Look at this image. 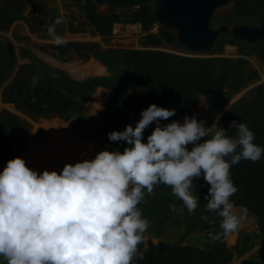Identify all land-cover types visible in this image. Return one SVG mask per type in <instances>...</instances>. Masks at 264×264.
Instances as JSON below:
<instances>
[{"label":"trees","instance_id":"obj_1","mask_svg":"<svg viewBox=\"0 0 264 264\" xmlns=\"http://www.w3.org/2000/svg\"><path fill=\"white\" fill-rule=\"evenodd\" d=\"M68 1L61 0L65 10L70 9ZM154 1L72 0L80 21L73 26V19H70L69 31H89L92 37H100L106 45L113 38L115 23H139L142 26L139 49H102L99 42H63L49 47L51 56L61 62L72 56L83 61L93 58L106 69V76L77 80L26 50L20 51L19 57L27 58L29 62L19 65L12 43L0 35V101L14 105L31 121L57 116L73 129H78L79 138L85 133L97 140L98 151L106 147L123 151L126 142L109 140L108 132L123 130L129 123L135 126L141 111L151 103L176 109L175 114L162 123L172 120L182 123L185 114L202 120L195 110L197 98L201 97L208 113L206 126L211 125L234 95L259 80L258 70L251 66L248 58L254 57L264 67V43L249 44L232 40L230 35H221L210 52L183 50L176 44L172 32L159 27L156 33H149L155 22L151 11ZM28 2L0 0L1 33H6L16 21L25 22L31 32H36L46 23L48 14L51 15L50 22L58 18L54 11L44 6L45 13L24 15ZM103 5L113 6L114 13L100 14L98 10ZM127 8L129 12H126ZM263 21L264 0H236L230 11L211 19V26L220 22L256 26ZM62 26L63 22L56 25V29ZM226 45L234 46L240 57L217 56L224 54ZM164 48L180 50L183 54L167 52L162 50ZM44 50L49 53L48 49ZM33 76L39 77L35 86ZM97 88L107 90V95L92 133L87 116L88 102ZM232 120L248 122L256 133L255 141L264 145V82L253 87L250 96H241L233 102L216 123L230 129L231 135L235 131L231 127ZM50 123L66 126L58 120ZM154 127L155 122H152L144 130L145 141ZM30 129L27 120L6 109L0 110V163L21 155L28 144ZM231 173L239 187L231 199L236 207L244 208L253 216L254 232H240L233 246L226 245L224 238L227 234L220 228L222 218L206 207L205 195L210 185L203 176L194 180V194L199 197L200 206L191 212L182 206L170 186L160 184L154 194L147 195L146 201L139 205L150 220L145 232L149 238L145 249L142 242L139 244L144 255L136 257L134 264H231L249 251L253 242L264 243V156L256 161L240 160L231 166ZM173 203L177 208L170 207ZM167 227L182 228L178 240L154 244L152 238H162ZM210 232L219 234L214 241H210ZM187 237H191V243H184ZM261 253L264 255V251ZM3 264L7 262L3 261Z\"/></svg>","mask_w":264,"mask_h":264},{"label":"clouds","instance_id":"obj_2","mask_svg":"<svg viewBox=\"0 0 264 264\" xmlns=\"http://www.w3.org/2000/svg\"><path fill=\"white\" fill-rule=\"evenodd\" d=\"M61 22L58 17L47 28L57 44L64 41L56 31ZM32 81L35 86L39 77ZM175 112L151 103L135 126L108 132L109 140L126 142L123 151L106 147L60 171L31 168L21 156L9 159L0 171V264H134L144 255L138 246L150 224L139 205L166 184L194 211L200 206L194 180L201 176L210 185L206 207L222 218L223 233L237 230L244 216L231 199L239 190L231 166L260 160L264 145L243 120L231 121V135L195 115L162 123ZM218 235L210 232V241Z\"/></svg>","mask_w":264,"mask_h":264},{"label":"water","instance_id":"obj_3","mask_svg":"<svg viewBox=\"0 0 264 264\" xmlns=\"http://www.w3.org/2000/svg\"><path fill=\"white\" fill-rule=\"evenodd\" d=\"M235 1L236 0H156L151 5V11L158 26L172 32L176 44L181 49L189 52L195 53L201 50L210 52L214 49L221 35H230L232 40L243 41L249 44L264 43V21L256 26L246 24L228 25L224 22L211 26V19L219 13L230 11ZM98 11L100 14H111L114 13L115 9L113 6L103 5ZM129 11L130 9L127 8L126 12ZM129 41L130 46L134 45L133 39H129ZM230 47L231 45H226L224 47V54L217 56L240 57L237 54V49L234 46H232L234 48ZM248 60L251 61L250 58H248ZM263 82L264 81H260L256 85ZM231 104L232 103H228L223 108L218 119ZM11 106L15 108L13 105ZM50 118L59 120L55 115H50ZM26 119L28 120L29 118L26 117ZM218 119L216 118L214 122L216 123ZM29 121L31 120L29 119ZM237 209L243 213L244 219L242 224L244 226L255 223L253 216L244 208L237 207ZM244 256L245 255L241 257V264H261L245 260Z\"/></svg>","mask_w":264,"mask_h":264},{"label":"rangeland","instance_id":"obj_4","mask_svg":"<svg viewBox=\"0 0 264 264\" xmlns=\"http://www.w3.org/2000/svg\"><path fill=\"white\" fill-rule=\"evenodd\" d=\"M28 3H31V4H37V5H41V8L39 9L40 11L39 12H42V13H45V9H43L42 7H48L46 6V4L50 3L51 5L54 4L52 3L51 0H29ZM51 9V11H54V9L52 7H48V9ZM55 11H57V14L59 15V11L57 9H55ZM55 11H54V14H55ZM65 11V10H64ZM69 12H71V10L69 11H66V14L68 13V21L70 19H74L75 20V13L74 12H71L69 14ZM74 13V14H73ZM224 13L226 12H222V13H219L217 15H215L214 17H220L221 15H223ZM46 19H49L51 21V15L48 14V16L46 17ZM45 19V20H46ZM45 25V24H44ZM215 26V25H214ZM58 33L60 34V29L58 30ZM61 35V34H60ZM127 39H133L134 40V45H129V42ZM142 40L141 39H137L135 40L134 38H131V37H123V36H115L113 37L109 43H107L108 46H112V47H123V48H126V47H131V48H134V49H138L139 47L141 48L140 44H141ZM230 48H234V47H230ZM162 50H166L167 52L170 51V52H173V53H178V54H183V52H181L180 50H174V49H162ZM207 55H205L206 57ZM78 58H75V57H72L71 59H69V62L66 63L65 65L67 66V68H72L74 66H80L81 64H77L78 63ZM251 61L250 64L253 68L257 69L258 70V73H259V80L255 83H252L250 84L248 87H246L245 89H243L240 93L234 95L229 103H233L235 102L236 100H238L241 96H250V91L253 87L256 86V84L260 81H264V67L260 64L257 63L256 59L254 57H251L250 58ZM65 66V67H66ZM77 68H81V67H77ZM71 75L73 76H76L75 73H71ZM105 92H98V93H94V95H92V97L90 98L89 102H88V107H89V110L87 112V116H88V119H89V124H90V131L93 133L94 130L96 129V122L98 121L99 119V113L101 111V109L103 108V101L105 99ZM99 103L100 104V107L99 108H95V104ZM8 111L10 112H13L14 114H16L17 116H19L21 119H26V117L22 114H20L18 111H16L15 108H13L12 106L11 107H8ZM195 109L196 111L199 113L201 119L205 122L206 124V121H207V117H208V113H207V110H206V107H205V103H204V100L203 98L199 97L197 98V103H196V106H195ZM56 119H45V120H42V119H39L37 121H29V119L27 120L30 124H31V129H30V132H29V141H28V144L27 146L24 148V150L30 145V144H36L41 142L42 140L45 139V130H44V126L47 125L52 131H58L59 132V135L61 137V140L57 139L55 141V144H53V148L56 149L57 152H55L54 154H52V158L56 159V160H60V163H56L57 166L55 167H49L47 169H52V170H57V171H60L62 170L63 166L65 165V163H63V160H65L66 158H72L68 163H75L77 160H82L84 159L87 154H91L90 156V159L93 158L95 156V154L98 152V142L97 140H93L92 138L90 137H87V135L84 133L82 134V137L79 138V130L78 129H73L69 123L67 122H63V121H60L61 123H64L66 125H68L67 128H57L56 126L54 125H48L46 122H52ZM45 121V122H44ZM213 124V123H212ZM211 124V125H212ZM209 125V126H211ZM74 138H76V141L74 142ZM34 147V146H33ZM189 148H191V145H188ZM23 150L22 153H24L25 151ZM61 150V151H59ZM89 151V152H88ZM21 153V155H22ZM20 155V156H21ZM85 156V157H84ZM22 157V156H21ZM51 157V156H49ZM88 159V157H87ZM5 165L6 166V163L2 164V166ZM3 168V167H2ZM239 229V230H238ZM237 230L233 231L230 233V238L228 241V243H232L233 241V237L232 236H235V233L238 232H246V233H252L256 230V226H255V223H250L248 226H244L242 223L240 225V227L238 228ZM182 231V228H172V227H167L165 230H164V233H163V236L162 238L160 239H157V238H152V241L154 244H157L159 241H165V242H175L178 240V237L180 236V232ZM145 235V239L142 241V247L143 249H145L147 247V241H148V238L149 236L144 233ZM191 237H187L184 241V243H191ZM260 247H264V243H258L257 241L256 242H253L252 243V248L246 252L245 257L247 258H255L257 261H262V253L261 251L264 250ZM243 257V255L241 256ZM238 258L236 260H234L231 264H239L240 260L242 258Z\"/></svg>","mask_w":264,"mask_h":264},{"label":"crops","instance_id":"obj_5","mask_svg":"<svg viewBox=\"0 0 264 264\" xmlns=\"http://www.w3.org/2000/svg\"><path fill=\"white\" fill-rule=\"evenodd\" d=\"M51 1L54 4L51 5L50 3H48V4H46V6L52 7L54 9V11H55V9H57L59 11V15L57 14V11H55V15L62 18V22H63L64 26H62L60 28V32H61L60 34L64 37L63 42H80V43L99 42L102 49L117 48V47L108 46V45L102 43L100 37H92L89 34V31L78 32V33H74V32L69 31V29H68L69 24H68V19H67L68 13L66 14V11L71 10V12L75 13V20L73 19V26H76L78 24V22L80 21V16H79V12H78L77 8L74 6L72 0L68 1V4L70 5L69 10H65L63 8V4H62L61 0H51ZM40 8H41V5L28 3L24 15L27 16L29 13H35V15H37L40 11L39 10ZM71 12H69V14ZM52 23L53 22H50L49 19H46L45 25L40 27L36 32H31L29 30V27L27 26V24L25 22L16 21L12 24V26L10 27V29L6 33L0 32V35L7 38L12 43L14 50L18 55V64L19 65H23V64H26L29 62V60L27 58H20L19 57V52L22 50H26V51H29L30 53H32L33 55H35L38 59L42 60L44 63L48 64L49 66H51L53 68H59V69L66 71L72 78H75L77 80H83L85 78L93 77V76H106L107 75L106 69L101 64H99L97 61H95L93 58H90L87 61H83V60L78 58L77 64H81V65L77 66V67H81V68H77L76 66H74L72 68H67V66L65 64L68 63L69 60L66 62H61V61L54 59L50 54L51 50L49 49V47L53 46V45H58V44L51 39V37L49 36V33L47 31L48 26ZM61 29H63V31ZM56 31L58 32L57 29H56ZM17 37L18 38L22 37L24 39L20 40V39H17ZM127 40L129 41V39H127ZM44 49H48L49 53L46 52ZM72 57L77 58L76 56H72ZM70 72L75 73L76 76L71 75ZM98 92H100V93L105 92V96L107 95V90H105L103 88H97V90L95 91V94ZM11 105L12 104H4L0 101V110L1 109L8 110L9 109L8 107H11ZM46 123L48 125L49 124L54 125L57 128H64L65 129L68 127V125H66L65 127H59V126L52 124L50 122H46ZM44 135H45V133H44ZM75 141H76V138H74V142ZM35 145L36 144L28 146L26 149L32 148ZM59 151H61V150H59ZM7 161L0 163V171H2L3 168L5 167V165L2 166V164L6 163ZM48 170H52V169H48ZM237 233H238V231H237ZM237 233H235V236H232L233 237L232 243H228V241H227L230 238V234H227L225 236L224 241L228 247L233 246L235 244L236 239H237ZM260 248L264 249V247H260Z\"/></svg>","mask_w":264,"mask_h":264},{"label":"bare ground","instance_id":"obj_6","mask_svg":"<svg viewBox=\"0 0 264 264\" xmlns=\"http://www.w3.org/2000/svg\"><path fill=\"white\" fill-rule=\"evenodd\" d=\"M99 107V103L95 104V108ZM44 130L46 136L45 139L37 143L34 147L26 149L25 152L22 153V157L25 158L26 164L39 171H43L49 167L53 168L57 165L56 163H60V160L52 158V154L57 152L52 145L55 144L57 139L61 140L59 132L52 131L47 125L44 126ZM90 156L91 154H87L88 159H90ZM87 157L85 159H87ZM71 159L72 158H66L63 160V163H68Z\"/></svg>","mask_w":264,"mask_h":264},{"label":"built area","instance_id":"obj_7","mask_svg":"<svg viewBox=\"0 0 264 264\" xmlns=\"http://www.w3.org/2000/svg\"><path fill=\"white\" fill-rule=\"evenodd\" d=\"M159 29V26L156 22L153 23L149 33H156ZM112 36H123V37H131L135 40L141 39L143 36L142 26L139 23H115L112 27ZM141 45V44H140ZM140 48V47H139Z\"/></svg>","mask_w":264,"mask_h":264},{"label":"flooded vegetation","instance_id":"obj_8","mask_svg":"<svg viewBox=\"0 0 264 264\" xmlns=\"http://www.w3.org/2000/svg\"><path fill=\"white\" fill-rule=\"evenodd\" d=\"M239 233H240V232L237 233V238H238ZM236 240H237V239H236ZM262 251H264V250H262ZM262 251H261V252H262ZM247 252H248V251H247ZM245 254H246V253H244L243 255H245ZM261 255H262V256H261V257H262V259H261L262 261H257L255 258H247V257H245L244 259H245V260H248V261H251V262H258V263L264 264V255H263V254H261ZM239 258H240V257H239ZM236 259H238V258H236ZM236 259H234V260H236ZM234 260H233V261H234ZM239 264H241V263L239 262Z\"/></svg>","mask_w":264,"mask_h":264}]
</instances>
